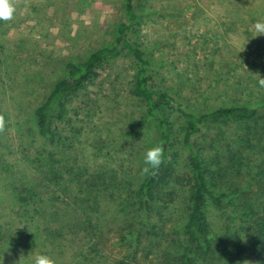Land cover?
Segmentation results:
<instances>
[{
  "label": "rangeland",
  "instance_id": "obj_1",
  "mask_svg": "<svg viewBox=\"0 0 264 264\" xmlns=\"http://www.w3.org/2000/svg\"><path fill=\"white\" fill-rule=\"evenodd\" d=\"M12 2L16 6L14 17L0 25V110L4 113L0 157L10 166L29 148L33 111L55 81L64 76V64L83 62L93 51L112 43L118 26L127 21L125 0ZM134 5L138 26L132 37L149 52L156 70L155 90L181 91L188 110L195 113L218 106L252 105L264 122V86L260 83L264 78V36L254 37L251 31L257 19H264V0H134ZM136 68L125 52L105 64L96 81L72 103V122L66 130L76 135L77 143L68 152L78 164L108 166L139 181L144 175V152L157 144L160 132L155 122L145 121L146 104L132 93ZM170 114L177 128L182 118L175 109ZM236 130V124L213 127L201 141L214 170L220 161L225 164L227 160L221 156L213 161L218 153L214 139L225 132L226 143ZM180 141L174 135L170 155L184 173L187 156ZM259 154L254 155L251 174L237 179L242 189L248 188L243 196H247L246 202L249 198V205L262 195L257 191L264 185L254 176L260 159H264ZM245 180L249 187H244ZM9 182L0 172V264L2 256L3 264H14L32 249L50 255L57 264H76L80 244L70 235L54 243L40 237L31 247L16 239L24 225L14 213ZM183 200L185 196L180 202ZM233 211V207L208 210L216 239L226 241V245L244 225V211ZM105 221L104 231L114 235L117 226L111 223V213ZM116 240L111 238L104 248L111 262L123 256L113 244ZM246 264L251 261L247 259Z\"/></svg>",
  "mask_w": 264,
  "mask_h": 264
},
{
  "label": "trees",
  "instance_id": "obj_2",
  "mask_svg": "<svg viewBox=\"0 0 264 264\" xmlns=\"http://www.w3.org/2000/svg\"><path fill=\"white\" fill-rule=\"evenodd\" d=\"M125 7L127 21L118 26L112 43L93 51L83 62L64 64V76L33 111L31 143L19 160L10 166L0 157V172L10 180L7 190L14 213L24 225L16 239L31 247L40 237L54 243L70 235L80 244L76 264H246L247 259L264 264V185L257 191L262 195L251 196L255 200L249 205V198L246 202L243 196L248 188L242 189L237 182L251 174L255 153L264 155L260 112L252 105L234 104L195 113L188 110L181 91L155 90L156 70L149 52L132 37L138 26L134 0H125ZM122 52L137 66L132 93L146 104L145 121L157 124L156 145L163 151L159 167L139 181L108 166L80 165L68 152L77 143L76 135L66 130L72 122V103L96 81L98 71ZM171 109L183 121L177 128ZM227 124H236L237 130L226 143L225 132L214 139L218 153L213 161L221 156L227 159L214 170L202 143L209 129ZM174 135L186 152L184 173L170 155ZM260 160L254 176L264 182V159ZM243 184L247 187L250 182ZM178 202L181 206L175 210ZM210 207L244 211L242 230L231 235L227 245L216 239L208 218ZM108 213L117 226L112 236L103 229ZM111 238H117L113 244L123 252L112 262L104 253Z\"/></svg>",
  "mask_w": 264,
  "mask_h": 264
},
{
  "label": "clouds",
  "instance_id": "obj_3",
  "mask_svg": "<svg viewBox=\"0 0 264 264\" xmlns=\"http://www.w3.org/2000/svg\"><path fill=\"white\" fill-rule=\"evenodd\" d=\"M16 13V6L12 0H0V21L11 20ZM251 31L256 36H264V19H257L251 25ZM260 83L264 86V78L260 79ZM163 159L162 148L158 145L147 148L143 156L144 167L141 169L143 174H148L151 170L159 167ZM9 248V247H8ZM8 250V249H7ZM6 250V251H7ZM3 264V256H2ZM14 264H57V261L50 255L43 252L33 251L26 255H21Z\"/></svg>",
  "mask_w": 264,
  "mask_h": 264
}]
</instances>
